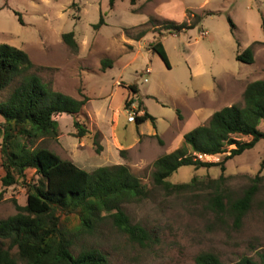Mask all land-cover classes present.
I'll return each instance as SVG.
<instances>
[{"label":"rangeland","instance_id":"obj_1","mask_svg":"<svg viewBox=\"0 0 264 264\" xmlns=\"http://www.w3.org/2000/svg\"><path fill=\"white\" fill-rule=\"evenodd\" d=\"M100 15L105 23L96 27ZM193 15L201 17L194 28L168 29L171 24L196 21ZM263 17L264 0H136L135 5L117 0L114 9L109 0H0V44L23 49L54 90L89 98L81 118L88 130L84 137H77L73 118L64 114L55 117L60 136L45 137L37 145L90 172L100 166L126 165L148 188L146 197L122 206L133 223L148 231L146 245L131 241L104 221L89 234L73 236L75 255L96 248L109 264H196L200 253L210 252L222 264H237L243 257L258 260L264 253V140L226 162L220 188L211 182L219 178V167L178 169L169 182L190 183L194 177L201 181L184 193L168 194L153 182L154 162L180 147L185 133L207 123L205 118L213 111L242 105L244 82L264 80ZM228 18L235 25L233 32ZM131 26L137 27L127 29ZM69 32L75 34L77 51L62 40ZM156 42L164 46L169 67L148 46ZM251 46L255 62L237 61L238 50ZM104 60H111L112 67L102 68ZM232 79L243 83L227 87ZM128 85L139 87L138 104L156 119V129L145 123L139 136L136 123H128L125 112L132 95ZM14 87L15 83L0 100ZM202 104L204 121L194 122L192 114ZM223 158L203 157L209 162ZM27 179L35 183L39 177L29 170ZM254 181L258 192L240 223L208 208V198L216 190L235 199ZM16 204H27L24 185L0 184V219L14 215ZM18 264L25 263L18 260Z\"/></svg>","mask_w":264,"mask_h":264},{"label":"trees","instance_id":"obj_2","mask_svg":"<svg viewBox=\"0 0 264 264\" xmlns=\"http://www.w3.org/2000/svg\"><path fill=\"white\" fill-rule=\"evenodd\" d=\"M116 1L109 0L111 9ZM135 2L131 0L132 5ZM195 18L198 19L193 22L171 24L168 29L176 32L192 29L201 19ZM228 22L233 32L235 25L230 18ZM103 24L104 16L100 15L96 27ZM261 27L264 31V17ZM141 35L143 33L137 39ZM62 40L73 51L78 50L74 32L63 34ZM237 44L240 49L239 42ZM149 46L169 67L164 46L160 42ZM236 60L253 64V46L238 50ZM109 67H112L111 60L102 61V68ZM38 69L23 49L0 44V95L15 83L8 97L0 100L3 119L0 122V184L3 187L22 184L27 190L26 206L16 204L14 215L0 219V264H18V260L25 264H109L107 256L96 248H84L75 255L73 236L89 234L104 221H110L131 241L146 245L150 238L148 231L133 223L122 206L146 197L148 188L126 165L100 166L88 172L37 145L36 142L45 137L60 136L55 117L64 114L73 118L77 137H84L88 130L81 118L85 117L84 109L89 101L85 95L76 99L54 90L37 74ZM125 88L131 94L139 93L136 85ZM139 107L143 109L142 103ZM146 122L156 129V119L147 111L137 117L136 126ZM263 124L264 80H255L246 86L242 105L233 104L215 111L207 123L184 134L180 147L154 162L155 186L168 194L184 193L197 187L201 181L196 177L184 184L168 180L181 167L190 166L196 170L219 167V178L211 182L220 188L218 185L225 181L226 162L254 149L264 140ZM223 155L217 162L203 159ZM29 170L39 177L37 182L28 181ZM257 192V181L235 199L216 190L208 198V208L240 223ZM195 261L196 264H222L219 257L210 252L200 253ZM237 264H264V253L259 254L258 260L243 257Z\"/></svg>","mask_w":264,"mask_h":264},{"label":"crops","instance_id":"obj_3","mask_svg":"<svg viewBox=\"0 0 264 264\" xmlns=\"http://www.w3.org/2000/svg\"><path fill=\"white\" fill-rule=\"evenodd\" d=\"M116 3H117V1L115 2V5H114V7L112 8V9H114L115 8V6H116ZM104 23H105V20H104ZM146 24H148V22H146V23H144V24H140V25H138L139 27L140 26H143V25H146ZM134 28V27H137V26H131V27H127V29H129V28ZM205 32V31H204ZM130 38H133V37H130ZM127 40V44L131 47V48H133L134 46L132 45V43H133V40H131V39H126ZM150 45V44H149ZM148 45V46H149ZM254 55H255V52H254ZM256 60V59H255ZM236 81H238V82H240V83H243V82H241V81H239V80H237V79H232L231 80V83H230V85H227V87H231L232 88V83L233 82H236ZM230 82V81H229ZM245 84H247L248 85V83L247 82H244ZM217 87H218V85H217ZM226 87V88H227ZM245 88H246V86H245ZM245 88H243V91H244V89ZM138 89H139V87H138ZM125 90V89H124ZM139 93H140V89H139ZM127 94V91L125 90V94H124V96H123V101L125 100V98H126V95ZM230 106V105H229ZM86 107V106H85ZM145 111H147V110H145ZM148 112V111H147ZM206 112V109H205V105H201V106H198L197 108H196V110H195V112L192 114V119L194 120V122H203L204 120H203V117L205 116V113ZM214 113V111L211 113V114H209L206 118H205V120H207L208 118H210L211 116H212V114ZM60 117H62V115H60ZM129 123V122H128ZM146 123H148V122H146ZM145 124V123H144ZM144 124H142V125H140V126H136V131H137V134H138V136L139 135H141V134H143L142 133V129H141V127L144 125ZM201 124H199L198 126H200ZM198 126H196V127H198ZM196 127H194V128H196ZM151 135H155V132H153ZM63 136V135H62ZM61 136V137H62ZM74 164V163H73ZM84 164H86V161L84 162ZM78 167V166H77ZM84 168V167H83ZM82 169V168H81ZM84 170H86V171H88L87 169H85L84 168ZM88 172H90V171H88Z\"/></svg>","mask_w":264,"mask_h":264},{"label":"built area","instance_id":"obj_4","mask_svg":"<svg viewBox=\"0 0 264 264\" xmlns=\"http://www.w3.org/2000/svg\"><path fill=\"white\" fill-rule=\"evenodd\" d=\"M125 112L129 123H136L137 117L144 115L145 110L139 107L137 95H130L125 104Z\"/></svg>","mask_w":264,"mask_h":264}]
</instances>
